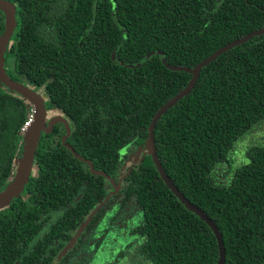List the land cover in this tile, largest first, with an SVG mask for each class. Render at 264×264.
Returning <instances> with one entry per match:
<instances>
[{
	"label": "trees",
	"instance_id": "trees-1",
	"mask_svg": "<svg viewBox=\"0 0 264 264\" xmlns=\"http://www.w3.org/2000/svg\"><path fill=\"white\" fill-rule=\"evenodd\" d=\"M6 1L16 21L6 74L66 117V143L119 189L72 155L61 142L64 125L56 123L40 135L24 194L0 210V264H50L65 233L72 237L85 218L89 232L115 203L121 209L133 200L143 214L133 264H217L214 233L171 193L150 158L121 178L138 165L133 155L147 150L155 113L191 79L167 66L192 69L264 28V0ZM31 113L30 102L0 85V191L16 174ZM261 120L264 35L202 68L192 91L154 129L164 172L217 226L225 264H264V141L238 165L229 159ZM55 240L60 244L42 258ZM112 246L102 244L105 252Z\"/></svg>",
	"mask_w": 264,
	"mask_h": 264
},
{
	"label": "water",
	"instance_id": "water-1",
	"mask_svg": "<svg viewBox=\"0 0 264 264\" xmlns=\"http://www.w3.org/2000/svg\"><path fill=\"white\" fill-rule=\"evenodd\" d=\"M0 11H2L5 15V31L0 36V85L4 86L10 92H13L22 98L26 99L32 105V121L27 130L24 132L22 137V149H21V156L18 162V167L16 174L13 180L2 190L0 191V210L5 208L10 204V202L17 198L24 190V187L29 183L32 168L34 164V156L37 143L39 142L40 135L42 133L49 134L53 126L56 123H63L65 128V135L62 137L61 142L62 144L72 153V155L87 164L90 168V172L94 175H101L108 179L115 189H118L119 185L115 186L114 182L103 172L95 171L93 168V164L81 158L73 148L66 143L67 138L71 134V129L69 127V123L67 119L63 117H56L51 119L47 124L45 123L46 118V107H45V99L42 95L39 94L38 91H34L21 83H18L6 74L4 67H3V58L6 48L11 40V36L14 32L16 27L15 21V7L12 3L6 0H0ZM264 35V28L253 31L244 37L234 40L227 45L223 46L222 48L215 51L213 54L208 56L206 59L198 63L192 69L187 68H176L167 66V68L174 70V71H184L191 75V79L186 87L180 91L177 95L171 98L168 102H166L162 107L158 109V111L153 116L150 125L148 127V139H147V150L143 153L144 155H148L151 157L152 163L158 173L159 178L164 182L166 187L171 191V193L184 205V207L191 213H194L199 219L205 222L208 227L214 233V236L217 241L218 251H219V258L217 264H225V248L222 240V236L211 219L204 214L203 211L198 209L197 207L193 206L175 187L171 179L166 175L164 172L160 161L158 160L155 143H154V129L158 120L164 115L169 109L175 106L181 99L186 97L194 88L202 68L206 67L208 64L216 60L219 56L223 53L231 50L232 48L239 46L248 40L259 37ZM150 56V55H149ZM165 63L164 60H162ZM141 157V160H142ZM140 160V161H141Z\"/></svg>",
	"mask_w": 264,
	"mask_h": 264
},
{
	"label": "flooded vegetation",
	"instance_id": "flooded-vegetation-1",
	"mask_svg": "<svg viewBox=\"0 0 264 264\" xmlns=\"http://www.w3.org/2000/svg\"><path fill=\"white\" fill-rule=\"evenodd\" d=\"M5 20L4 13L0 11V22L3 24V31L0 36L5 31ZM132 167L134 165L129 167L121 180L128 178ZM24 192L25 188L20 195L24 194ZM118 205L115 203L113 206L116 208L115 210L112 207L109 208L108 212H112L111 216L103 218L89 232L86 231L85 222L87 218H85L79 228L72 233V237H68L69 232L65 233V241H63L65 244H61L62 247L50 264H59V261L64 257L63 264H100V262H102L101 264H133L132 259L136 258L139 250L138 241L140 236H137L136 233L143 222V214L141 208L138 207L134 200L129 201L121 209H119ZM100 226L102 227L100 228ZM89 233L90 235H88ZM90 236L91 238L89 239ZM104 242L113 245L107 252L102 247ZM58 244H60L58 240L54 241V245L49 244L45 253H41V257L50 256L52 249H55ZM115 250H117V254L114 253ZM105 255L107 258H104ZM109 256H111L112 260Z\"/></svg>",
	"mask_w": 264,
	"mask_h": 264
},
{
	"label": "rangeland",
	"instance_id": "rangeland-1",
	"mask_svg": "<svg viewBox=\"0 0 264 264\" xmlns=\"http://www.w3.org/2000/svg\"><path fill=\"white\" fill-rule=\"evenodd\" d=\"M39 94L41 95L40 91H39ZM45 107H46V118H45L46 124L51 119L59 117V116L66 119V117L63 114H60L52 110V108H50L47 105L46 100H45ZM68 123H69V127L71 128V123L69 121ZM23 135L24 133L21 134V138L23 137ZM263 141H264V120H261L257 124H255L252 128H250L249 131H247L240 139H238L235 142L233 149L231 150L230 156H229L231 164H233V166L238 165V163H240L242 160L245 159V154H246L247 149H249L252 146L260 145L261 143H263ZM138 155L139 153L133 155V158H131V161H130L132 164H134L137 159L139 161L141 160V156L140 158H138ZM146 158H150V156L144 155L142 157V160L138 163V165H134V167H132L130 173L128 174V177L130 176L133 170H139L141 164ZM150 161H151V158H150Z\"/></svg>",
	"mask_w": 264,
	"mask_h": 264
},
{
	"label": "built area",
	"instance_id": "built-area-1",
	"mask_svg": "<svg viewBox=\"0 0 264 264\" xmlns=\"http://www.w3.org/2000/svg\"><path fill=\"white\" fill-rule=\"evenodd\" d=\"M32 121V113L29 115V117L27 118V120L23 123L22 129H21V133L23 134L27 128L29 127V125L31 124Z\"/></svg>",
	"mask_w": 264,
	"mask_h": 264
}]
</instances>
